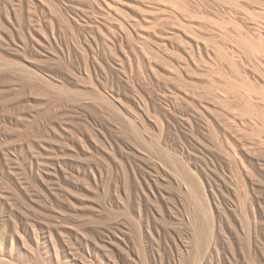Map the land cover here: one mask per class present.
<instances>
[{"label":"rangeland","instance_id":"374dc122","mask_svg":"<svg viewBox=\"0 0 264 264\" xmlns=\"http://www.w3.org/2000/svg\"><path fill=\"white\" fill-rule=\"evenodd\" d=\"M0 264H264V0H0Z\"/></svg>","mask_w":264,"mask_h":264}]
</instances>
